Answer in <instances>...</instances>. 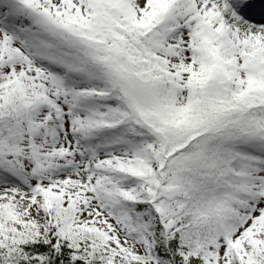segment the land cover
Returning <instances> with one entry per match:
<instances>
[{"label":"snow or ice","instance_id":"snow-or-ice-1","mask_svg":"<svg viewBox=\"0 0 264 264\" xmlns=\"http://www.w3.org/2000/svg\"><path fill=\"white\" fill-rule=\"evenodd\" d=\"M0 264H264V0H0Z\"/></svg>","mask_w":264,"mask_h":264}]
</instances>
